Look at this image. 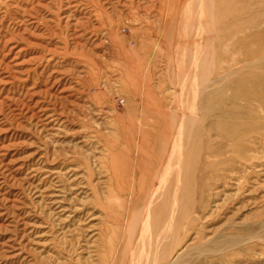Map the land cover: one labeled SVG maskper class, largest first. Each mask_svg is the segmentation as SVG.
Segmentation results:
<instances>
[{
    "label": "rangeland",
    "instance_id": "374dc122",
    "mask_svg": "<svg viewBox=\"0 0 264 264\" xmlns=\"http://www.w3.org/2000/svg\"><path fill=\"white\" fill-rule=\"evenodd\" d=\"M187 1L0 0V264L132 256L127 224L148 212L139 173L156 168L194 61ZM216 4L224 68L198 107L204 121L224 96L228 113L188 148L168 264H264V0Z\"/></svg>",
    "mask_w": 264,
    "mask_h": 264
},
{
    "label": "bare ground",
    "instance_id": "6f19581e",
    "mask_svg": "<svg viewBox=\"0 0 264 264\" xmlns=\"http://www.w3.org/2000/svg\"><path fill=\"white\" fill-rule=\"evenodd\" d=\"M189 4L196 7V16L194 15L189 21H182L178 28L182 32L190 30V32L198 36L197 40L191 44L195 49V56L192 62L193 65L190 67V75L188 76L190 79L184 81L183 77L182 80L179 79L180 81L176 80V82L174 77L176 99L173 101L174 109L170 114L171 118H169V124L167 125V137H161L160 140L159 137L155 138L153 148L155 155L150 160L151 164L156 166V168L151 176V172L146 176L141 172L139 173L138 180L142 182L146 178L150 180L149 189L145 193V199L147 200L144 199L148 212L143 215L134 212L130 222L127 224V235L131 239L135 238L137 243L134 247L131 239L129 240L128 238L130 243L124 249V252L129 251L132 256L126 261V264L169 263L170 250L173 246L174 236L177 233L176 227L183 222V218L186 220L187 217L183 216L182 212L186 198V180L184 177L187 173L188 148L192 146V143L200 141L207 132H215L220 123H225L223 118L228 113V106L224 96L213 100V104L218 108L210 111L209 116L204 120L205 122L202 118L207 107H198L200 91H203L202 93L204 94L206 90H210V83H215L218 80L215 76L224 68L215 62V58L222 48L219 40L221 32L218 5L216 0H188L184 6L191 9L188 6ZM186 8H184L185 11ZM188 8L187 11H189ZM193 13H195V10L191 14ZM189 34L188 36L191 35ZM182 37L187 36L182 35ZM181 46H184V44ZM207 60H212L214 63L208 67ZM181 71L184 72L183 69ZM179 75L177 79L182 78ZM207 102L208 99L205 103ZM141 141L142 139L139 141L140 144ZM145 141L146 139L142 142ZM138 158L143 160L137 154L136 163L140 161ZM132 179L135 180L131 177L130 180ZM137 194L133 193L131 185L129 195L133 198L132 203H136V200H138ZM153 204L158 205L160 211L158 214L149 215ZM117 246L111 250L110 264H115L113 260L116 257L115 250ZM129 247L132 249H129ZM179 256L180 254L177 259Z\"/></svg>",
    "mask_w": 264,
    "mask_h": 264
}]
</instances>
